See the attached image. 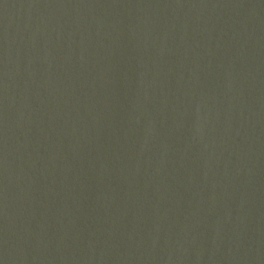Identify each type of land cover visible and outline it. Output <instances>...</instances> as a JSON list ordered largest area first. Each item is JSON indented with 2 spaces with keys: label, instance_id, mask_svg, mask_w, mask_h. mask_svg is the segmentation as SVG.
Wrapping results in <instances>:
<instances>
[{
  "label": "water",
  "instance_id": "95a60500",
  "mask_svg": "<svg viewBox=\"0 0 264 264\" xmlns=\"http://www.w3.org/2000/svg\"><path fill=\"white\" fill-rule=\"evenodd\" d=\"M0 264H264V0H0Z\"/></svg>",
  "mask_w": 264,
  "mask_h": 264
}]
</instances>
